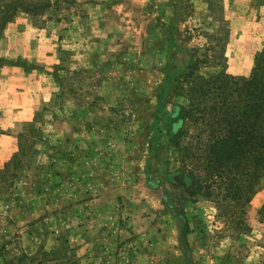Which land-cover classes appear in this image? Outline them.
Here are the masks:
<instances>
[{"label": "rangeland", "instance_id": "374dc122", "mask_svg": "<svg viewBox=\"0 0 264 264\" xmlns=\"http://www.w3.org/2000/svg\"><path fill=\"white\" fill-rule=\"evenodd\" d=\"M3 6L0 264H264L256 159L232 187L196 162L221 133L212 81L242 86L264 51V0Z\"/></svg>", "mask_w": 264, "mask_h": 264}, {"label": "trees", "instance_id": "16d2710c", "mask_svg": "<svg viewBox=\"0 0 264 264\" xmlns=\"http://www.w3.org/2000/svg\"><path fill=\"white\" fill-rule=\"evenodd\" d=\"M38 8L37 6L33 7ZM5 7L0 9V13H4ZM264 51L256 58L254 74L251 79L245 81L242 86L226 89L218 83V81H212V94L214 95V104L210 106L213 123L217 125V129L221 133L215 134L214 132L209 135L208 150L206 148L207 155L197 158V163L200 164L201 160L205 158L208 162L213 158L215 162L224 161V164L228 171L227 174L219 171L213 175H210L208 180H212L216 183L219 178H226L229 181L231 187L233 183L229 178L232 173L229 172V163H233L234 167L236 163L239 166L244 160L245 167L248 168V162L251 157H254L258 166V173L264 174ZM197 59V58H196ZM198 60V59H197ZM199 79V78H198ZM212 79H218L222 82L225 80L221 75ZM199 80L190 81L189 91L191 93V99L196 100L198 93L197 87ZM237 93L236 96L234 94ZM196 94V97H195ZM224 95V96H222ZM198 99V98H197ZM178 111V108L175 109ZM204 151V152H205ZM240 155V157H238ZM218 171V170H217ZM222 174V175H221ZM249 176L247 170L246 173ZM187 183L191 184L194 181V191H202L201 188L205 183L195 181L194 176L187 178ZM204 183V184H203ZM212 183V182H210ZM211 187L210 185H208ZM249 184L247 181L239 189L240 195L248 190ZM237 195V196H238Z\"/></svg>", "mask_w": 264, "mask_h": 264}]
</instances>
